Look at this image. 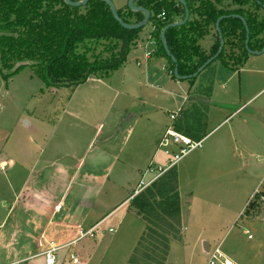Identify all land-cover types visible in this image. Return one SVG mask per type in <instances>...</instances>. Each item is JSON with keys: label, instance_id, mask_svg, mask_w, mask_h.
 I'll return each mask as SVG.
<instances>
[{"label": "crops", "instance_id": "crops-1", "mask_svg": "<svg viewBox=\"0 0 264 264\" xmlns=\"http://www.w3.org/2000/svg\"><path fill=\"white\" fill-rule=\"evenodd\" d=\"M180 19V16L174 17L175 21ZM150 27L153 29L151 23ZM212 35L213 33L210 32L203 38L211 37L208 46L204 47L207 51L203 49L205 52H208L214 42ZM140 40L129 50L125 62L120 67L121 83L126 90H129V92H122L124 97L122 101L125 100L124 109L129 110L130 105L134 103L147 108L145 112L143 109L136 113L128 112L125 119L127 135L136 124L140 122L146 124L140 133L138 143L140 150L132 151L128 162L120 168L121 171L128 172L127 184L131 187L133 183L135 185L133 193H130L123 201L130 199L146 187L145 185L138 187L140 182L145 184L154 176L150 175L147 168L150 167L162 129L159 105L157 107L156 102H149V100L154 101L152 98L153 94L156 95L154 92L164 90L163 87L171 85L173 81L169 72L166 71V59L161 52L159 53L152 33L148 32V35L141 36ZM199 45L203 47L200 43ZM147 52L149 55H146ZM257 59L254 60L249 55L235 68L224 66L220 60H216L197 75L198 77L202 75L205 82L201 80L197 84L194 81L191 85L190 82L186 84L174 82V85H177L185 94L192 93L196 85H199L198 92L203 88L200 92L203 98H198L196 104L198 106L202 104L206 110L205 116L199 120L202 127H196L199 130L194 132L196 137L187 135L192 139H203L201 150L193 157L190 156L189 160L187 158L183 162L181 160L174 170L177 181L176 191L179 196L178 228L180 230L169 241L165 260L168 264H172L170 260L173 249L180 252L179 257L184 259L183 264H195L196 258L206 257V251L213 242L222 243L218 235L221 233V225L227 220V215L218 214L219 212L214 215L204 213L205 207L198 212L193 208L194 202L217 204L228 201L233 203L241 198L247 200L256 189L255 184L258 182L260 171L264 169V99L255 107L246 109L252 103L250 101L264 91V65L252 68V63H256ZM91 79L102 83L106 88L110 87L108 83L97 77ZM168 92L174 94L177 101L174 109L167 110L169 116L171 111L177 110L183 104V100H180L178 92ZM205 96H207L206 99H204ZM213 98L216 101L212 100ZM241 107L243 108L240 109ZM24 122L29 126L33 125L29 120ZM99 128L100 125L97 131H100ZM22 141L17 138L11 150L12 154L8 155L7 161L10 166V178H12L8 187L10 193L0 197V252H2L0 264L21 262L27 257H30L27 261L39 258L44 251L55 247L71 246L67 245L68 243L73 245L80 238L78 237L80 232L85 234L90 229L93 230L100 219L98 215L92 217V212L88 208L92 209L96 201L88 206L84 205H87L86 200L91 197V185H101L103 179L108 178L109 170L113 168L116 160L114 157H109L108 161L104 162H98L99 159L93 160L94 165L102 162L103 172L100 175L98 173L83 175L81 170L85 166L88 150L75 160L71 168L62 164L59 156L49 159L50 155L48 157L46 148L42 150L23 146L25 143ZM49 168L55 171L54 174L49 178L44 177V173ZM230 174H234L235 182H227ZM253 179L257 181L253 182ZM75 180L79 181V188L84 189L86 186L89 192L84 191L81 196L75 194L74 201L68 203L66 201L68 188ZM223 188L232 193L225 200L220 198V191H223ZM97 189L99 188L96 187L95 194ZM259 191L264 193V188H259ZM183 204L187 205L186 211ZM241 208L243 209V206ZM81 209L85 210L83 216H80ZM135 210L131 205L127 214L141 223V228L135 231V234L139 232L136 237L139 239L143 233V224L139 215L134 213ZM255 223L258 222L245 217L243 227L249 231L252 228L256 230ZM118 224L120 225V221ZM84 226L87 227L85 231H82ZM261 235L264 234L261 232ZM262 238L264 237L253 240L254 235L250 239L246 237L245 242L238 246L236 252L224 254L234 264H259L264 252ZM73 256L84 264V258H81V255L73 253ZM54 259L58 264L56 257Z\"/></svg>", "mask_w": 264, "mask_h": 264}, {"label": "rangeland", "instance_id": "rangeland-1", "mask_svg": "<svg viewBox=\"0 0 264 264\" xmlns=\"http://www.w3.org/2000/svg\"><path fill=\"white\" fill-rule=\"evenodd\" d=\"M111 1L114 3L117 10L123 12L121 13L124 15V18L130 20V17H126L125 14H128V9L131 12L134 11L126 7L127 0ZM174 1L177 2L176 0ZM136 4L137 2L135 0L134 5L136 6ZM82 11L84 12L83 9ZM257 15L259 18L264 19V10H258ZM150 23L149 21L146 26L140 29L133 44L130 46L131 48L141 41V36L148 35V32L152 33ZM211 33H213V30ZM209 38L211 37L208 36L205 39L199 40V43L203 46L202 49L205 51H207V49L204 47L208 46L210 42ZM213 38L214 34L212 35V40H214ZM89 46H94L95 52L100 53L102 56H108L109 54V51L105 49L108 47L107 41H101L96 45L93 42H89ZM157 49L160 53L158 46ZM249 55L253 57L254 60L258 58L256 63H252V68H259V66L264 65V51L257 55L250 53ZM166 64V71H168L171 76L169 69L170 63L167 59ZM121 73L122 70L118 68L106 77H98L97 79H101V81L110 85L109 88H106L102 83L91 79L95 78V76H90L88 81H85L86 83L84 82L76 86H50L28 65L22 66L14 73L7 75L6 70L0 71V167L2 166V168H0V197L1 195L6 196L10 193L8 187L12 178H10V166L7 159L8 155L13 152L11 150L17 138L23 140L22 142L25 143L23 146H32L34 149L38 148L42 150L46 148L48 157L50 155L49 159L59 156L60 162L67 165L66 167L71 168L75 164V160L80 157L84 151L88 150L85 156V166L81 170V174L83 173V175H85V173H98L100 175L104 168L102 162L108 161L109 157L116 158L113 168L109 170L108 178L105 177L99 186L91 185V197H88L86 200L88 201L86 203L87 205H84L88 206L90 203L92 204L94 201H98V203L94 202L95 204L94 207L92 206V209L88 208V210L92 212V217L98 215L100 219L93 227L92 235L85 234L83 237L78 235L80 238L77 237L78 239L73 245L72 243H68L67 245L71 246L55 247L56 249L52 254L56 257L58 264H73L71 259L73 253L81 255V258H84V264H125L138 240L136 237H138L139 232L135 234V231L139 229V227L141 228V223L136 222L134 217L127 214L128 208L132 205V199L136 193L130 199L123 201L130 193H133L132 191L135 185L133 183L131 187L127 184L128 175L126 176V174L128 172H123L120 168L128 162L127 160L131 157L129 154H131L132 151L138 152L140 150L138 148L140 133L141 129L146 124L145 122L136 124L131 133L127 135V130H125L127 113H136L141 109L145 112L147 108L141 107L139 103H134L130 105L129 110L124 109L125 100L124 102L122 101V98H124L122 92H129V90H126L121 83ZM204 79L202 75L200 77L197 76V81L195 80V83L197 82L198 84L201 80L204 81ZM174 82H184V84H186L189 81L177 79L174 76L171 85H166L163 87L164 90L162 91H155L154 93L156 95H152L154 101L149 100V102H156L157 107L159 105L158 112L162 129L161 135L165 131L167 125L171 123L167 110L174 109L175 103L177 102L174 94H169L170 92L168 91L178 92L177 94L180 95V100H183V104L177 109L178 114L173 121L174 127L175 125L183 123L185 116H188L194 111L197 112L196 119L198 121L195 125L202 127L201 121L199 120L202 116H205L206 107L202 104V106L196 104L198 98H203L200 93L203 88L201 87V91L198 92L199 85H196L191 91L192 93L187 92L185 94L177 85H174ZM206 97L207 96H205L204 99H206ZM262 99H264V91L250 101L252 103L246 110L255 107ZM192 100H194V102ZM212 100L216 101L214 98ZM215 103L216 102H214V104ZM242 108L243 107L240 109ZM24 120L31 121L33 125H27ZM98 125H100V131H97ZM195 130L197 129H192L190 134L196 137V135H194ZM31 142L34 143L32 144ZM202 146L203 144L201 147ZM201 147L192 150L180 161L183 162L185 158L188 159L190 156L193 157L194 154L201 150ZM5 155H7V157H4ZM96 159H99L98 162H102L94 165L92 162ZM166 164H168V160L163 154L160 153L154 156L150 164V168L152 169L150 175L152 176L157 172L156 168L158 165L165 166ZM234 166L235 164L233 167ZM148 169L149 167L147 170ZM171 170H175V167ZM54 172V170L49 168V170L44 173V177L49 178ZM233 176L234 174H230L227 178V182H235L236 179ZM257 180L258 182L255 184L256 192L259 188H264V169L260 171ZM257 180L253 179V182ZM96 187L99 189H97L95 194ZM68 189L69 192L66 196V201L68 203L74 201L75 194L81 196L84 191L89 192L86 186L84 189H82V187L79 188V181L76 180L70 183ZM231 194V191L225 188L223 191H220V198H224V200L228 199ZM250 197L247 198V200H242V198L237 199V201L233 203L225 201L217 204H205L196 201L193 204L194 210H198V212L202 211L201 208L205 207L204 213L207 212L208 214L211 213V215H214L219 212L218 214L225 213L227 215V220L221 225V233L218 235L219 239H222L221 250L224 253L236 252L238 246L246 240V235L242 232L244 228L243 223L245 221V216L242 212L247 208L246 203L250 201ZM255 198L254 200L258 199L257 196ZM254 200L249 203L250 205L248 204V208L253 209L254 212H260L261 204ZM183 206L186 211L187 205L185 206V204H183ZM242 206L243 209L241 208ZM81 210L80 216H83L85 210ZM134 213L139 215L136 210ZM144 216H146L148 222L142 219V215L138 216L142 221L143 231L147 226L158 228L161 233H168L169 240L173 239L175 235L179 233V225L176 226V230H167L166 222H170L168 217L162 220L156 219L153 216H148L147 214H144ZM157 216L159 217V215ZM118 221H120V225ZM255 225L257 226L256 230L253 228L252 230L250 229L252 238L254 235L253 240L264 237V235H261V232L264 234V224L258 222L255 223ZM86 227L87 226H84L82 231H85ZM109 228L111 229L109 230ZM262 242H264V238H262ZM214 244L216 243L213 242L212 245ZM44 252L41 253L42 255L39 258L27 261L30 258L27 257L16 264H45L46 256ZM179 254L180 252L177 249L172 250V257L170 260L172 264L184 263V259L180 258ZM261 256L262 259L258 263L264 264V252H262ZM196 259L197 263L195 264H205L206 257ZM80 262L83 264L82 261ZM53 264H57L55 259ZM165 264H168V262L165 261Z\"/></svg>", "mask_w": 264, "mask_h": 264}, {"label": "trees", "instance_id": "trees-1", "mask_svg": "<svg viewBox=\"0 0 264 264\" xmlns=\"http://www.w3.org/2000/svg\"><path fill=\"white\" fill-rule=\"evenodd\" d=\"M185 1L188 19L184 24L169 27L165 31L167 45L176 59L179 75L194 73L216 52L219 39L215 22L222 15L225 17L219 21V28L224 40L223 49L205 68L216 60H220L224 66L235 68L249 56L244 46L245 27L241 18L248 28V48L258 51L264 47V19L257 15L258 10H264V0ZM136 2L137 6L150 11L153 38L162 56L169 61L170 74L174 78V63L164 52L159 34L164 25L175 22V16L183 18L184 8L179 1L174 0ZM162 10L164 17L159 18ZM121 12L117 10L119 17L127 23L143 19L142 12L128 9V16H125L130 17V20H126ZM140 29L121 27L108 5L99 0H90L80 7L69 6L63 0H0V71L6 70L7 75L28 65L50 86H76L90 76L106 77L120 68ZM212 30L214 42L205 52L199 40ZM101 41L108 42L105 48L109 51L108 56L96 53L95 47L89 46V42L96 45ZM196 78L191 77L188 81L192 84ZM196 113L194 111L186 115L184 122L175 125V128L192 136L191 130L198 127L195 125L198 122ZM176 183L175 171L170 169L143 188L132 199L137 214L142 215V219L147 222L144 214L162 220L168 217L170 222H166L167 230H176L179 223ZM252 212L253 209L246 208L243 213L249 215ZM169 241L168 233L147 226L125 264H165Z\"/></svg>", "mask_w": 264, "mask_h": 264}, {"label": "built area", "instance_id": "built-area-1", "mask_svg": "<svg viewBox=\"0 0 264 264\" xmlns=\"http://www.w3.org/2000/svg\"><path fill=\"white\" fill-rule=\"evenodd\" d=\"M159 18L164 17V11L162 10L159 15ZM155 41V40H154ZM152 41V44L155 45V42ZM154 51V49H153ZM146 55H149V52H147ZM178 114V110L171 111L169 113V119L171 123L167 125L165 131L163 134L159 137L157 145L154 150L153 157L156 156L157 154H163L167 160L168 164L165 166H157L156 168V173L154 174L153 178L143 184L140 182L139 186L145 185L148 186L151 182H153L155 179H157L159 176L164 174L166 171L174 168L178 162L186 156L188 153H190L192 150L201 147L202 145V140L203 139H192L189 136L185 135L181 131L177 130L174 125L173 121L175 120L176 116ZM152 157V159H153ZM151 164V162H150ZM150 172H152V169L149 167L148 169ZM259 193V194H257ZM257 196V200H254V198ZM257 201L260 203V212H252L251 214L247 215L246 213L242 214L245 217H248L252 220H256L260 222L261 224H264V193L260 192L259 190H256L253 192L252 196L250 197V201L247 202L246 207L248 208V204L251 203V201ZM256 199V198H255ZM250 205V204H249ZM243 234L246 235L248 239L252 238V234L250 233L249 229L243 228ZM92 235V229L87 231V233ZM84 233H79V236H85ZM56 248H52L48 251H45L44 254L46 256V261L45 264H53L54 261V255L52 252ZM72 263L73 264H81V262L74 256H71ZM17 262L9 263V264H16ZM206 264H234L233 261L226 255L224 252L221 250V244L217 243L214 245H211L208 247L206 251Z\"/></svg>", "mask_w": 264, "mask_h": 264}, {"label": "water", "instance_id": "water-1", "mask_svg": "<svg viewBox=\"0 0 264 264\" xmlns=\"http://www.w3.org/2000/svg\"><path fill=\"white\" fill-rule=\"evenodd\" d=\"M65 4L69 5V6H73V7H80V6H84L87 4L88 1L90 0H78V1H73V0H63ZM102 1L104 3H106L111 11V14L113 16V18L120 24L121 27L125 28V29H129V30H134V29H138V28H142L144 26H146L149 22V18H150V11L143 7V6H135L134 5V1L135 0H127V6L129 8H131V10L133 11H138V12H142L143 13V19L138 21V22H134V23H127L124 22L118 15L116 7L114 5V3L111 0H99ZM179 1L183 8H184V16L181 20L179 21H175L169 24L164 25V27L161 29L160 34H159V38L163 47L164 52L166 53L167 56L170 57L171 61L174 63L173 66V75L177 78V79H182V80H187L191 77H196L208 64H210L222 51L223 49V45H224V40L222 37V34L220 32V28H219V21L225 17V15L219 16L215 22V29L217 31V35H218V39H219V46L216 50V52L209 57L203 64H201L198 69L190 74V75H184L181 76L178 74L177 71V64H176V59L175 57L170 53L168 45H167V41H166V37H165V31L166 29H168L169 27H174V26H178V25H182L186 22V20L188 19L189 16V11H188V7L186 5V1L185 0H177ZM231 16H238V15H231ZM241 18V17H240ZM243 25L245 27V41H244V46L245 49L248 51V53L250 54H254L257 55L259 53H261L262 51H264V47H262L260 50L255 51V50H251L248 48V28H247V24L245 22V20L243 18H241Z\"/></svg>", "mask_w": 264, "mask_h": 264}]
</instances>
